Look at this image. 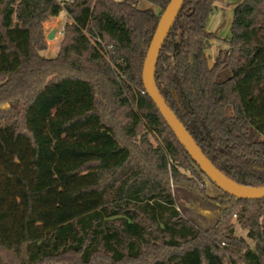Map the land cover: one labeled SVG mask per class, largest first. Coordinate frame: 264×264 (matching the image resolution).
I'll list each match as a JSON object with an SVG mask.
<instances>
[{
  "label": "trees",
  "instance_id": "obj_1",
  "mask_svg": "<svg viewBox=\"0 0 264 264\" xmlns=\"http://www.w3.org/2000/svg\"><path fill=\"white\" fill-rule=\"evenodd\" d=\"M169 1L0 0V264H264V199L218 189L143 89ZM222 1H184L155 85L220 172L262 188L264 0H225L227 49L210 64ZM62 12L43 57V24Z\"/></svg>",
  "mask_w": 264,
  "mask_h": 264
},
{
  "label": "water",
  "instance_id": "obj_2",
  "mask_svg": "<svg viewBox=\"0 0 264 264\" xmlns=\"http://www.w3.org/2000/svg\"><path fill=\"white\" fill-rule=\"evenodd\" d=\"M184 1L185 0H170L159 17L142 66L141 80L145 94L154 103L161 117L192 161L199 167L200 171L216 185L218 189L237 199H264V187L248 188L241 186L227 178L210 162L193 140L191 135L184 128L182 123L178 120L176 115L167 106L156 88L154 76L158 56ZM54 33L55 30L53 29L46 38L48 40L53 39Z\"/></svg>",
  "mask_w": 264,
  "mask_h": 264
},
{
  "label": "rangeland",
  "instance_id": "obj_3",
  "mask_svg": "<svg viewBox=\"0 0 264 264\" xmlns=\"http://www.w3.org/2000/svg\"><path fill=\"white\" fill-rule=\"evenodd\" d=\"M137 7L141 10H145L148 8H153L154 10H157L156 7H153L150 3L146 1H139ZM232 10L233 6L228 4L225 0L216 3L214 7L213 14L209 20L207 30L210 32H215L220 23L222 22L224 23V28L218 32L217 39L210 42V48L207 51L209 60L215 59L219 49H227V45L223 41L228 35L229 24L232 18ZM67 21L68 20L65 13L62 12L58 17L50 18L47 22L43 24V35L47 45L46 49L40 52L43 57L53 58L56 55L62 39L63 26ZM53 29L55 30L54 37L53 39L48 40L46 37ZM59 32H61V34H59ZM63 211L64 206H60L58 213H62ZM235 235L244 237L250 246L253 245L252 242L246 238L245 231L241 230L237 225L235 226ZM87 253H89V250H87ZM8 256L10 258H13L12 254H9ZM30 260L32 261L33 258L30 257Z\"/></svg>",
  "mask_w": 264,
  "mask_h": 264
},
{
  "label": "crops",
  "instance_id": "obj_4",
  "mask_svg": "<svg viewBox=\"0 0 264 264\" xmlns=\"http://www.w3.org/2000/svg\"><path fill=\"white\" fill-rule=\"evenodd\" d=\"M230 22H231V21H230ZM229 25H230V24H229ZM213 61H214V60H211V59H210V60H209V63L211 64Z\"/></svg>",
  "mask_w": 264,
  "mask_h": 264
},
{
  "label": "built area",
  "instance_id": "obj_5",
  "mask_svg": "<svg viewBox=\"0 0 264 264\" xmlns=\"http://www.w3.org/2000/svg\"><path fill=\"white\" fill-rule=\"evenodd\" d=\"M67 1H70V0H67ZM59 34H61V32H59Z\"/></svg>",
  "mask_w": 264,
  "mask_h": 264
}]
</instances>
